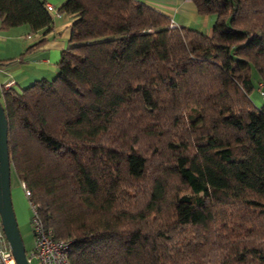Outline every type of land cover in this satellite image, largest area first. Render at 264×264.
Masks as SVG:
<instances>
[{
    "label": "trees",
    "instance_id": "trees-1",
    "mask_svg": "<svg viewBox=\"0 0 264 264\" xmlns=\"http://www.w3.org/2000/svg\"><path fill=\"white\" fill-rule=\"evenodd\" d=\"M188 1L209 35L63 0L53 76L0 85L10 173L68 264H264V0ZM45 3L0 0V30L47 33Z\"/></svg>",
    "mask_w": 264,
    "mask_h": 264
},
{
    "label": "crops",
    "instance_id": "crops-1",
    "mask_svg": "<svg viewBox=\"0 0 264 264\" xmlns=\"http://www.w3.org/2000/svg\"><path fill=\"white\" fill-rule=\"evenodd\" d=\"M45 1L56 9L63 0ZM138 1L164 13L177 26L183 25L206 35L210 33L214 16L198 15L188 0ZM51 19L52 27L45 34L41 31L30 33L25 26L0 30V85L10 82L9 86L22 88L34 80L53 76L59 53L67 45L71 16L56 13ZM41 38L45 40L40 46L24 52ZM256 105L259 106L260 103L256 102ZM22 198L18 187L10 189L12 209L18 227L27 223Z\"/></svg>",
    "mask_w": 264,
    "mask_h": 264
},
{
    "label": "built area",
    "instance_id": "built-area-1",
    "mask_svg": "<svg viewBox=\"0 0 264 264\" xmlns=\"http://www.w3.org/2000/svg\"><path fill=\"white\" fill-rule=\"evenodd\" d=\"M47 13L52 17L56 14V10L48 3L44 4ZM176 26V23L170 19L169 27ZM10 82L2 84L3 88H7ZM260 84H258L259 91ZM27 206L30 210L29 224L33 236V246L25 253L28 264L31 260H35L37 264H68V240L56 239L52 236L50 230L42 227L41 222L36 216V205L31 201L28 190L22 181L18 182ZM0 264H14L13 257L8 242L2 232L0 225Z\"/></svg>",
    "mask_w": 264,
    "mask_h": 264
},
{
    "label": "water",
    "instance_id": "water-1",
    "mask_svg": "<svg viewBox=\"0 0 264 264\" xmlns=\"http://www.w3.org/2000/svg\"><path fill=\"white\" fill-rule=\"evenodd\" d=\"M6 119L0 105V225L14 264H28L10 199V170L6 145Z\"/></svg>",
    "mask_w": 264,
    "mask_h": 264
},
{
    "label": "rangeland",
    "instance_id": "rangeland-1",
    "mask_svg": "<svg viewBox=\"0 0 264 264\" xmlns=\"http://www.w3.org/2000/svg\"><path fill=\"white\" fill-rule=\"evenodd\" d=\"M250 98L255 104H256V102L257 103H261V101H262L261 98H260V93H257L256 91H254V92H252L250 94ZM9 184H10V189H12L14 187H18L19 188L18 181L16 180L13 172L10 173ZM20 192H21V190H20ZM21 201L23 202V205L25 206L24 210H25V216H27V223L24 226L23 225H21L20 227L17 226V228H18L21 240H22V244H23L24 250L25 251H29L32 248V246H33V236H32V232H31V226H30V224L28 222V219H29V216H30V210H29V208L27 206V203H26L24 197L22 198ZM30 264H37V262L32 259Z\"/></svg>",
    "mask_w": 264,
    "mask_h": 264
}]
</instances>
